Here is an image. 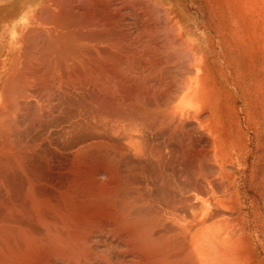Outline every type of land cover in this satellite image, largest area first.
<instances>
[{
    "label": "bare ground",
    "instance_id": "bare-ground-1",
    "mask_svg": "<svg viewBox=\"0 0 264 264\" xmlns=\"http://www.w3.org/2000/svg\"><path fill=\"white\" fill-rule=\"evenodd\" d=\"M225 1L211 114L193 45L177 23L161 43L150 0L43 1L0 24V264H263L264 0ZM181 44L178 78L166 55ZM42 110L59 130L22 136Z\"/></svg>",
    "mask_w": 264,
    "mask_h": 264
},
{
    "label": "rangeland",
    "instance_id": "rangeland-1",
    "mask_svg": "<svg viewBox=\"0 0 264 264\" xmlns=\"http://www.w3.org/2000/svg\"><path fill=\"white\" fill-rule=\"evenodd\" d=\"M52 1L53 0H0V24L9 19V21H11V22L13 21L11 23L10 27L16 26V24L18 22L24 20V16L30 10H33V13L37 12V14H40V12L44 11V12H42V15H43V13L46 12L45 11L46 6L44 4L52 2ZM55 1H57V3L59 5L61 4V5H64V6L66 4L68 5L69 3H72L68 7V8H71V6L73 5V2L75 0H69V1L68 0L67 1L66 0H59V1L55 0ZM81 1H82V3H81ZM158 1L160 2V4L162 2L164 4L165 8L164 7L162 8L161 6H158V4H157V3H159ZM41 2L44 3V4L42 5ZM77 2L79 4L81 3V5H83V4L89 5L88 4L89 0H86V1L85 0L84 1L80 0V2L77 0ZM150 2H151V4H150L151 7L150 8H153L154 5L156 7H158L157 11L155 9L156 8L155 6H154L155 8L151 9V10H153L152 14L153 13L155 14V11L157 12L156 15L154 16V14H153L152 17H153V19H154V17H155V19H157L155 24L159 25V27H161V28H159V27L156 28L158 30V32L156 30V35L158 36V39L159 40L163 39L161 41V43H163V42H165L164 44H166V42H167V44L171 43L169 41H172V39H173L172 37H173L174 33H172L171 29H169V28H172V26H174V24L177 23L178 26L181 27L180 28L181 32L185 33L183 35L185 37L186 42L187 43L190 42L193 45L194 52H195V54L197 56V60H198V64H199L198 65V73H199L198 74V85H199V90H200L199 93L202 94L201 96H203L205 98L206 103H207V108L206 109L211 114L215 99H216V97L218 95L216 86H218L221 89V91L223 90V92H224V88L223 87L226 84V78H227L228 73L230 71L229 70V55H230L229 42H230V37H229V29H228L230 21H227V20H229V14H228L229 12L226 10L227 7L224 6V5H227L225 3L226 1L225 0H154V1L150 0ZM39 6H40V8H39ZM89 6H91V5H89ZM46 10H47V8H46ZM44 18H46V17L44 16ZM163 27H164V29H163ZM165 28L167 29V31H166ZM161 29H163V32L161 31ZM168 31L170 33H167ZM162 34H163L164 37L162 36ZM160 35L163 37L162 39L160 38L161 37ZM167 35L169 36V38L165 37ZM170 36H172V37H170ZM186 42H184L185 45H186ZM4 46H2V48L0 50V56L2 54V51H4ZM177 46H175V49H173L174 47L169 48L172 51H170V50L167 51L169 54L166 55V58L170 62L169 67L167 69L168 70V74L169 75H176L179 78V77L184 76L185 74H187L190 71L191 68H188V66L191 67V64H190L189 61H191L192 57H190L191 56L190 54H189L190 56L188 54L186 55L185 52H184V55H183V50H184L183 44H181V49H182V53L181 54L182 55L180 53L177 55L176 53H178L179 51L181 52V50H179L180 48H177ZM218 47H219V50H218ZM176 49H178L179 51H176ZM222 49H224L223 52H221ZM227 49H228V51H227ZM225 50H226V52H225ZM173 51H174V53H173ZM171 52L173 54H171ZM173 55L175 57V60H176V56H178L177 57L178 61L177 60L176 61L172 60ZM169 56H171V58ZM181 57H182V61H180ZM185 57H187L188 59H185ZM224 57H225V59H224ZM192 62H193V60H192ZM174 63H175V66H174ZM226 64H228V65H226ZM176 65H178V66H176ZM172 68L173 69L175 68V69L173 70ZM201 69L203 70V72H202ZM174 72H175V74H174ZM179 72L180 73L182 72V75L179 74ZM211 73H212V75H211ZM203 78H204V80H203ZM210 81L213 82L212 85H211ZM216 81H217V83H216ZM205 82H206V84H205ZM206 85H208V87ZM202 89L204 90L203 92H202ZM206 89H208L209 91L208 90L205 91ZM207 93H208V96L206 97L205 95H207ZM220 98H222V97L220 96ZM37 112L30 113L32 115V116L30 115L32 118L27 113H26V115H28V116H25V115H24L25 117L23 115L21 116L22 120L24 118L26 119V117H28L26 122H29V123H27L26 126H25V123H23L24 125L22 126V129H21L20 132H22V130L24 129L23 127H25L26 130L24 129V131L21 133L22 136H24V134H25L26 136H34V137H36V136H40V134L43 135L46 132L55 133V132H57L59 130V127L61 125L60 123H62V121H61L62 113L55 112L53 114L52 113L50 114V111H47V110H42V111H40L38 113ZM43 112H44V117L45 118L47 116L49 117V118L47 117L45 119L46 122H48V123H45V120H43L44 119V117H42L43 116L42 115ZM46 112H48L49 115ZM58 113H60V115H58ZM54 114H55V116H54ZM35 115H38L39 118L41 119V121L43 120L44 123L43 122H42L43 124L41 123V125L43 127L40 126V127L36 128V126L40 125L39 122H41V121L38 122L39 118H37L38 116L36 117ZM56 115H58L57 116L58 119H57ZM53 116L56 117V118H54ZM34 117H36V118H34ZM29 118L34 119V120L29 121L30 120ZM59 118H60V122L58 123L57 121H59ZM207 120H208V118H207ZM49 121L50 122L53 121V122H51L49 124ZM23 122H24V120H23ZM53 123H54V125H52ZM58 124H60V125H58ZM186 124H188V123H186ZM194 124L189 123L188 124L189 126L187 125L188 128L186 127L187 128L186 131H188V129H189V131H188L189 134L187 133L189 135V137L192 140H195V141H196V137H197L198 140L202 139V141H207V139L209 138V135L206 134L205 131H202L203 129H201L199 127L200 126L199 124H198L199 126L197 124L195 126ZM33 125H36V126H33ZM56 125H58V126H56ZM45 126H48L47 130H46ZM53 126H54V128H52ZM197 126H198V128H197ZM27 127H28V129H27ZM41 127L43 129H41ZM44 128H45V130H44ZM38 129H40V130H38ZM53 129H55V130L53 131ZM29 130L30 131L33 130V131L30 132ZM50 130H52V131H50ZM199 130L202 131V132H200ZM28 132H30V133H28ZM159 133L162 134L161 132H158V134ZM37 134H39V135H37ZM158 134L157 135L153 134L154 138L157 137L159 139V141L157 139L156 140L159 143H162V144H164V141L166 140L165 141L166 144H164V145H166L168 148L171 147L170 149L172 150L173 143L170 142V143L167 144V141L169 142V139L167 140V138L165 136H162V135L159 134L160 136H162L160 138L165 139V140H161L158 137L159 136ZM190 134H192V135H190ZM198 134H200V136H197ZM205 135H208V136H205ZM193 136H195V137H193ZM202 136H204V138H202ZM199 137H200V139H199ZM198 140L196 142H198ZM200 142H201V140H200ZM245 142H246V140H245ZM261 145H262V149L260 151L263 152L264 151V138L263 137L261 138ZM251 147H253V146L249 145V148H251ZM260 167H261V171L264 172V163L260 164ZM246 187H247L246 184H244L242 182L240 190L243 191L244 194H245V188ZM262 208H263L262 209V212H263L264 211V204H263ZM243 210L245 211V209H243ZM263 215H264V212H263ZM245 220H247L246 216H245ZM258 228L260 229L259 231H258ZM258 228H257V226L255 227V229H256L255 233H258V235H259L258 237L261 240L262 245L259 246L257 244V242H256L257 255H258V258L261 259V261H262L261 263L264 264V248L262 249V246H264V233H263L264 232V225H261ZM249 229H250L249 231L252 230L251 226H249Z\"/></svg>",
    "mask_w": 264,
    "mask_h": 264
}]
</instances>
